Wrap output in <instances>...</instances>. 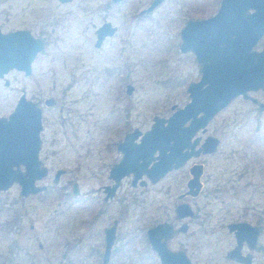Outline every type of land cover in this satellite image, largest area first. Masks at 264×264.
I'll list each match as a JSON object with an SVG mask.
<instances>
[{"label": "rangeland", "instance_id": "obj_1", "mask_svg": "<svg viewBox=\"0 0 264 264\" xmlns=\"http://www.w3.org/2000/svg\"><path fill=\"white\" fill-rule=\"evenodd\" d=\"M151 1L0 0L2 32L28 29L46 42L30 75L12 69L5 75L8 86L0 80V116L13 110L22 92L41 106L45 97L56 100L55 106L43 105L40 155L50 176L38 183H46L48 191L24 202L18 185L0 192V221L22 213L10 231L0 228V264H101L102 228L114 221L109 264L157 263L153 251L141 255L147 252L145 229L170 220L189 223L169 241L170 248L184 249L193 264H228L224 255L234 237L222 225L245 213L264 228V112L242 96L207 125V134L219 140L213 153L192 157L156 182L144 176L145 185L133 186L132 176L124 177L113 197L104 198L124 135L134 129L144 133L155 116L168 118L189 102L188 85L201 72L194 54L180 50V31L189 19L213 15L220 3L164 0L141 14ZM104 21L117 30L96 47L95 30ZM251 95L264 102V90ZM193 164H202L203 189L182 199ZM57 169L65 173L54 184ZM74 182L78 195L72 194ZM62 184H69L67 191ZM183 200L196 213L177 220L174 208ZM23 233V240L30 239L27 248L9 253L10 239ZM259 258L264 261L263 254Z\"/></svg>", "mask_w": 264, "mask_h": 264}, {"label": "water", "instance_id": "obj_2", "mask_svg": "<svg viewBox=\"0 0 264 264\" xmlns=\"http://www.w3.org/2000/svg\"><path fill=\"white\" fill-rule=\"evenodd\" d=\"M163 1L153 0L142 13L151 12ZM99 29L102 30L101 40L103 34L112 35L115 28L108 22ZM263 34L264 0H221L212 17L186 22L181 30L180 50L194 54L200 65V79L188 85L190 100L184 107L175 110L168 118L155 116L150 129L143 134L137 129L126 134L118 146L122 158L110 171L114 183L106 187V198L114 195L124 177L132 176L133 186L138 181L144 185V176L150 182H156L168 172L184 166L192 157L216 150L218 138L208 136L202 147L196 149L199 137L194 136L200 130L204 132L213 117L234 98L242 96L258 102L250 97L249 92L264 90V48L260 51L252 48ZM42 48L43 41L28 30L4 33L0 29V77L12 69L29 75L31 63ZM132 90L129 85L127 92ZM174 108L172 106L171 110ZM258 108L264 112V102H259ZM41 131L40 107L22 93L14 111L7 118H0V191L7 190L14 182L20 184L23 195L43 190L44 187L36 184L47 173L39 160ZM21 165L25 167L24 171L20 170ZM59 172H56L54 182H58ZM202 173V164L190 168L188 193H198ZM175 212L178 218L192 214L185 203L178 205ZM243 225L247 224H232L230 229L243 228ZM104 231L106 247L102 264H108L116 222ZM254 231L253 239L259 234L258 227H254ZM172 232L168 224L151 228L147 232L151 247L159 254L162 264H190L183 252H170L166 243L161 242L160 234L166 239ZM235 234L239 238L238 229Z\"/></svg>", "mask_w": 264, "mask_h": 264}, {"label": "flooded vegetation", "instance_id": "obj_3", "mask_svg": "<svg viewBox=\"0 0 264 264\" xmlns=\"http://www.w3.org/2000/svg\"><path fill=\"white\" fill-rule=\"evenodd\" d=\"M71 1V0H70ZM113 2H118V1H114V0H112ZM120 1V0H119ZM153 1V0H152ZM151 1V2H152ZM220 3H221V0H220ZM220 3H219V6H218V8H217V11H218V9H219V7H220ZM151 4V3H150ZM149 4V5H150ZM147 8V7H146ZM146 8H144V9H146ZM144 9H142L141 11H140V13L141 14H145V13H142V11L144 10ZM216 11V12H217ZM216 12L213 14V15H215L216 14ZM250 12H252V10H250ZM213 15H211V16H209L208 18H210V17H212ZM202 19H207V18H202ZM202 19H197V20H202ZM189 20H196V19H189ZM188 20V21H189ZM110 23L111 24V26L112 27H114L115 29H114V32L112 33V35H107V34H103V37L101 38V40H100V38H99V35H101L102 34V30H100L99 28L104 24V23ZM186 24V23H185ZM185 26V25H184ZM184 26H183V28H184ZM182 28V29H183ZM181 29V30H182ZM17 30H19V29H17ZM25 30H28V29H25ZM116 30H117V28H116V26H114V25H112V23L110 22V21H104V22H102V24L100 25V26H98L97 28H96V30H95V34H96V39H95V46L96 47H100L102 44H103V42H104V40L106 39V38H108V37H111V36H113L115 33H116ZM2 31V30H1ZM13 31V30H12ZM28 31H30V30H28ZM10 32V31H9ZM5 33V32H4ZM31 33V32H30ZM32 34V33H31ZM180 38H181V31H180ZM264 38V34L260 37V39L257 41V43H256V45L252 48V50H256V51H260V50H262L263 48H264V46L261 48V49H259V46H258V44H259V42L262 40ZM39 39H41L42 41H43V48H42V50L44 49V47H45V44H46V42H45V40L44 39H42V38H39ZM100 41V42H99ZM99 42V44H97ZM181 44V43H180ZM180 48V47H179ZM39 53V52H38ZM37 53V54H38ZM193 54V53H192ZM37 56V55H36ZM35 59V58H34ZM34 61V60H33ZM11 71V70H10ZM10 71H8L6 74H4V76H2V77H0V80L1 81H3V85H5V86H8L9 84H10V82H9V80H8V78H5V75H7L8 73H10ZM22 72V71H21ZM31 72H32V66H31ZM31 72H30V74H31ZM29 74V75H30ZM28 76V75H27ZM130 84H127L126 85V92H127V87L129 86ZM130 86H132V85H130ZM133 87V86H132ZM259 91V90H258ZM252 92H256V91H252ZM22 93H24V92H22ZM128 93V92H127ZM131 93V92H130ZM25 94V93H24ZM26 95V94H25ZM249 95H250V97H253L252 95H251V91L249 92ZM20 98V97H19ZM19 98L17 99V102H18V100H19ZM253 98H255V97H253ZM256 99V98H255ZM29 100H31L32 102H34L37 106H39L40 107V109H41V123H42V130H43V119H44V115H43V107L45 106L46 108H49V107H51V106H55L56 105V100H55V98L54 97H45L44 99H43V105L41 106L39 103H37V102H35L33 99H30L29 98ZM247 100H250V99H247ZM251 101V100H250ZM257 103H254L253 101H251L255 106H257V108H258V103L259 102H262V101H260V100H258L257 99ZM17 102H16V104H17ZM16 104H15V106H16ZM15 106H14V108H13V110L10 112V113H12L13 111H14V109H15ZM259 109V108H258ZM260 110V109H259ZM10 113L7 115V116H0V118H7L9 115H10ZM207 129V128H206ZM128 133H130V132H127L126 134H128ZM126 134L124 135V137L126 136ZM143 134V133H142ZM208 136H211V135H209V134H207V130H205L204 132H202L201 130L196 134V136H194V137H199V141H198V144L196 145V149H198V148H201L202 147V145L205 143V140H206V138L208 137ZM124 137H123V139H124ZM193 137V138H194ZM40 138H41V133H40ZM123 139L121 140V141H119L118 143H117V149H118V146H119V144L123 141ZM193 140V139H192ZM43 140H42V138H41V145H40V151H39V160H40V162H41V167H44V168H46V170H47V173H46V176L44 177L45 179L46 178H48L49 176H50V173H49V167H48V165H46V163H45V161H44V159H42L41 158V155H40V153L42 152V148H43ZM119 150V149H118ZM121 152V151H120ZM200 155H206V154H203V153H201ZM122 158V157H121ZM121 160V159H120ZM120 160L119 161H115L116 163L111 167V169L116 165V164H118L119 162H120ZM193 165H195V164H193ZM192 165V166H193ZM191 166V167H192ZM190 167V168H191ZM190 168H189V173H190ZM111 169L109 168V177H110V171H111ZM20 170L21 171H24L25 170V167L23 166V165H21L20 166ZM57 171H60L59 173V176H58V182H54V179H55V177H56V172ZM171 172V171H170ZM65 173V170L64 169H57L56 171H55V173H54V176H53V183L54 184H58L59 183V181H60V177L63 175ZM169 173V172H168ZM167 173V174H168ZM190 177H191V175H190ZM189 177V178H190ZM132 178V177H131ZM147 178V177H146ZM201 179V178H200ZM189 180V179H188ZM113 183H114V181H113ZM113 183L111 184V185H106V186H104L103 187V189H104V193H105V199H108V198H106L107 197V190H106V187H110V186H112L113 185ZM131 183H132V181H131ZM137 183H139V181L137 182ZM202 183V182H201ZM36 184H37V186H39V187H44L43 188V190H41V191H39V192H37V193H29V194H27V195H23L22 194V192H21V186H20V184L19 183H17V182H14L12 185H10V187L11 186H14V185H18L19 186V194L21 195V197H23L24 199H19V201H23L24 202V200L25 199H27L29 196H35V195H37V194H40V193H46L47 191H48V189H49V186L46 184V183H44V184H39L38 182H36ZM145 184H146V181H145ZM144 184V185H145ZM187 184H188V181H187V183H186V187H187V190L185 191V192H183V193H181L180 195H179V197L180 198H184V196H190L191 198H195V197H197L200 193H201V191H202V189H203V184H201V187H200V190L198 191V193L196 194V195H192V194H190V193H188V191H189V188H188V186H187ZM74 185H76V188H75V186ZM9 187V188H10ZM8 188V189H9ZM68 188H69V184H62V185H60V189L61 190H65V191H67L68 190ZM7 189V190H8ZM7 190H5V191H7ZM76 190V193H74V191ZM0 192H3V191H0ZM72 194L73 195H78L79 194V188H78V185H77V183H72ZM113 197V196H112ZM16 202H13V204H15ZM182 203H185V204H187L188 206H189V208H190V210H191V216H186V217H183V218H178V215L176 214V208L178 207V205H180V204H182ZM0 205H1V203H0ZM20 205V204H19ZM21 206H22V203H21ZM26 213L28 214V210L26 211ZM174 213H175V218L177 219V220H179V219H184V218H191V217H194V214L196 213V210H194L193 209V207L189 204V203H187L185 200H183L182 202H180L179 204H177L176 206H175V208H174ZM21 217H22V213L20 212V209L18 210V212H17V214H15V215H13V219L12 220H7V219H4V220H2V221H0V228H1V230L2 231H6V230H9L10 231V229L16 224V222L15 221H17V222H19V220H21ZM249 216H248V214H241V215H238L237 217H235V218H233V219H231V220H228L225 224H223L222 226L224 227V228H226L227 229V232L230 234V235H232L233 237H234V243H233V245L230 247V248H228L226 251H225V255H224V257L226 258V261H227V263L228 264H260L259 263V261H260V259H262V258H259L258 259V255L259 254H263V256H264V245H261L260 244V240H261V238H262V236H263V234H264V228H263V225H262V222L259 220V218L255 221V220H253L252 218H248ZM114 222H117V221H114ZM114 222L112 223V225L114 224ZM240 223H246L247 225H243V228H237L238 229V231H239V238L238 237H236V234H235V231L237 230V229H233V230H231L230 229V225H232V224H240ZM158 224H168V225H170L171 227H172V229H173V232H172V234H171V236H169V237H167L166 239L164 238V234H160V240H161V242H165L166 243V247H167V249L170 251V252H174V253H176V252H183L185 255H186V257L188 258V260L190 261V264H193L192 263V261H191V259H190V257H189V255L186 253V251L184 250V249H182V248H178V249H174V248H170V245H169V241L172 239V238H174V236H175V234H176V232L177 231H181V232H185V231H187L188 230V228H189V223L187 222V221H181L179 224L178 223H176L175 221H162V222H158V223H156L155 225H151V226H149L148 228H146L145 229V234H144V236H143V240H144V242L143 243H145V244H147V245H149V246H147V245H145L146 246V248H147V252L146 253H142L141 255H146V257H147V255H149V253H148V250L149 251H153L156 255H157V257H158V261H157V263L156 262H151V263H148V264H162L161 263V260H160V257H159V254L157 253V251L156 250H154L152 247H151V243H150V241H149V239H148V235H147V232L151 229V228H154V227H156ZM111 226V225H110ZM110 226H105L104 228H102L103 230V233L105 232L104 230H105V228H109ZM254 227H258V235L256 236V238L255 239H253V237H252V235H253V232H255L254 231ZM116 229H117V223H116ZM23 237H24V233H23V235H21L19 238H17V240H15V239H10L11 240V245L8 247V249H10L9 250V253H12V254H14L15 252H17V251H19V250H25V248H27V246H28V241L30 240L29 239V237H28V239H26V240H23ZM115 237H116V231H115ZM115 237H114V241H115ZM240 240V244L238 243V239ZM104 244H106V242H105V233H104ZM114 245V244H113ZM105 247H106V245H104V250H105ZM113 248V247H112ZM111 253H112V250H111ZM103 256V255H102ZM110 257H111V255H110ZM259 260V261H258ZM109 261H110V259H109ZM260 262H262V263H264V261H263V259H262V261H260ZM261 263V264H262ZM101 264H102V261H101ZM108 264H109V262H108ZM175 264H181V263H178V262H176Z\"/></svg>", "mask_w": 264, "mask_h": 264}]
</instances>
